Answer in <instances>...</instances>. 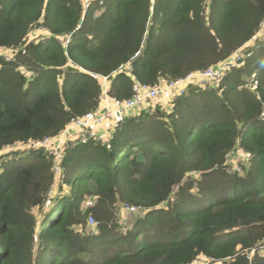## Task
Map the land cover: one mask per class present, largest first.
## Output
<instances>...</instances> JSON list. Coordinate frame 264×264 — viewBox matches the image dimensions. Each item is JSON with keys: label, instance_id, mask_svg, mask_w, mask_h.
<instances>
[{"label": "trees", "instance_id": "trees-1", "mask_svg": "<svg viewBox=\"0 0 264 264\" xmlns=\"http://www.w3.org/2000/svg\"><path fill=\"white\" fill-rule=\"evenodd\" d=\"M263 32L264 0H0V264H264ZM236 53L216 87L70 131L60 161L34 145L104 77L122 104Z\"/></svg>", "mask_w": 264, "mask_h": 264}, {"label": "built area", "instance_id": "built-area-1", "mask_svg": "<svg viewBox=\"0 0 264 264\" xmlns=\"http://www.w3.org/2000/svg\"><path fill=\"white\" fill-rule=\"evenodd\" d=\"M242 63V56L240 53H236L235 56L216 67L209 68L208 70L191 73L186 77L165 83L162 86L158 87H150L147 85H135L134 86V95L133 97L119 104V108L117 110H112L109 103L113 101L112 98L109 97V85L108 79L102 78L103 83V94L101 96L102 104L98 110L95 112H90L86 114L84 117L79 118L77 120L71 121V123L66 127V129L62 132L61 137H64L67 133L72 130L84 129V130H92L96 126H100L105 124L109 119L114 116L122 117L127 113L140 109L144 107L151 101H155L159 96L164 93H172L173 96L183 95L186 93L187 89L192 84H197L199 87H208L215 85L219 82L222 75L229 71L231 68L240 67ZM254 87H257V82L253 83ZM102 107H104L102 109ZM264 115V112H263ZM62 138H47L41 142L35 143V147L45 148L56 161H60V148H61ZM130 211H135V208L126 207ZM88 222L90 226H95L96 222L94 218L90 217Z\"/></svg>", "mask_w": 264, "mask_h": 264}, {"label": "rangeland", "instance_id": "rangeland-1", "mask_svg": "<svg viewBox=\"0 0 264 264\" xmlns=\"http://www.w3.org/2000/svg\"><path fill=\"white\" fill-rule=\"evenodd\" d=\"M262 34L264 35V32ZM224 74L222 75L221 79L219 80V82L217 84H219L221 82ZM102 83H104V82L102 81ZM217 84H215L212 87L218 86ZM161 96H159L155 101L149 102L148 105H151V106L153 105L154 106L156 104H159L160 103L159 102V99L161 98ZM87 133H88V129L87 130H84V131H81V130L78 131V130H76L71 136H75L74 139H76L78 136H85V134H87ZM59 138H62V142H63V140L66 138V135L64 137H61V135H60ZM61 146H62V143H61ZM19 149H23L22 145H19V146L14 147V149H12L11 151H13V150H19ZM59 153H60V151H59ZM228 160L230 162L234 163L236 170H240V163H242V164H244V166H246V164L248 162L247 161V158L245 156V153H243L241 150L238 151V152H235L234 154L229 155ZM137 211L138 210H135V211L132 212L129 209L123 207V206L119 207V210H118V220L122 224L123 227H126V228L129 227V225L132 222V220L134 219V217L137 216V214H138ZM89 225H90V223H89ZM204 260L205 259L203 257H200V258H198V260L194 264H205L206 261H204Z\"/></svg>", "mask_w": 264, "mask_h": 264}, {"label": "crops", "instance_id": "crops-1", "mask_svg": "<svg viewBox=\"0 0 264 264\" xmlns=\"http://www.w3.org/2000/svg\"><path fill=\"white\" fill-rule=\"evenodd\" d=\"M173 94L171 93H165L161 96V98L159 99L160 104L162 105H167L171 102V100L173 99ZM110 107L112 110H117V108H119V104L114 102V101H110L109 103ZM104 107H102L103 109ZM137 110V109H136ZM135 111V110H134ZM131 111L129 113H127L126 115H130L133 113H136V111ZM124 116V115H123ZM117 118H120L119 116H114L111 119H109L105 124L100 125V126H96L94 127L91 132H95L98 135H100L101 137H108L109 133H110V128L112 123H114L116 121Z\"/></svg>", "mask_w": 264, "mask_h": 264}]
</instances>
